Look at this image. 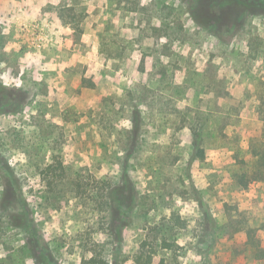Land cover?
<instances>
[{
    "label": "rangeland",
    "instance_id": "374dc122",
    "mask_svg": "<svg viewBox=\"0 0 264 264\" xmlns=\"http://www.w3.org/2000/svg\"><path fill=\"white\" fill-rule=\"evenodd\" d=\"M260 2L0 0V264H264Z\"/></svg>",
    "mask_w": 264,
    "mask_h": 264
},
{
    "label": "trees",
    "instance_id": "16d2710c",
    "mask_svg": "<svg viewBox=\"0 0 264 264\" xmlns=\"http://www.w3.org/2000/svg\"><path fill=\"white\" fill-rule=\"evenodd\" d=\"M232 3L234 4H241L242 0H231ZM205 6V4L203 3L202 6L199 8V10L197 9L196 11L192 12V16L194 17V19L196 20V22L200 25H211L213 22H216V17L212 15V13L209 11H207V9L205 10V8L207 7H203ZM259 8L261 10H264V3H259ZM212 16H211V15ZM214 17V18H213ZM226 17V15L223 18L218 19V23H221L222 19H224ZM215 23V24H216ZM202 157H204V154L202 153ZM124 178L127 181V185L126 186H119V185H114L112 183H110V181L107 183L108 187L106 189V193H105V199L107 200V204L109 205V210L114 211V215L113 212H111V214L113 215V217H117V210L119 212L122 211V209H124V207H126V201L130 200V195L132 196V199L135 200L136 196H138V191L135 189H130V193L126 195V191L129 188V186L132 187V181L130 179V177L128 175H124ZM7 185H9L7 183ZM128 186V187H127ZM10 188V185H9ZM127 188V189H126ZM11 195L13 197H16V192H12ZM178 223V222H177ZM19 224V223H17ZM254 232H258L261 235L264 234V224L260 225L257 228H252L248 230V239L250 241V243H252V247L255 249L256 253H264V249L262 246V242L259 239L258 243H255L254 240H256V237L254 236ZM163 249H172L175 244L170 243L167 239H163L162 244H161ZM153 255H149V256H141L138 260H137V264H155L154 263V259H153ZM92 264H110L109 259L107 258H103V257H95L92 259ZM160 264H166L165 260L162 259Z\"/></svg>",
    "mask_w": 264,
    "mask_h": 264
}]
</instances>
